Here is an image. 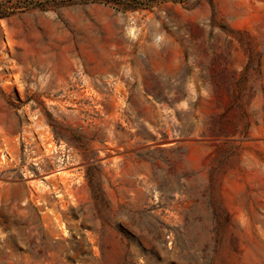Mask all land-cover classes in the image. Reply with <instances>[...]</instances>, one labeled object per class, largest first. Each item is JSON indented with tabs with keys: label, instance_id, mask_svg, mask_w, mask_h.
Masks as SVG:
<instances>
[{
	"label": "rangeland",
	"instance_id": "rangeland-1",
	"mask_svg": "<svg viewBox=\"0 0 264 264\" xmlns=\"http://www.w3.org/2000/svg\"><path fill=\"white\" fill-rule=\"evenodd\" d=\"M0 264H264V0H11Z\"/></svg>",
	"mask_w": 264,
	"mask_h": 264
},
{
	"label": "trees",
	"instance_id": "trees-1",
	"mask_svg": "<svg viewBox=\"0 0 264 264\" xmlns=\"http://www.w3.org/2000/svg\"><path fill=\"white\" fill-rule=\"evenodd\" d=\"M11 2V0H0V18L7 16V4Z\"/></svg>",
	"mask_w": 264,
	"mask_h": 264
}]
</instances>
